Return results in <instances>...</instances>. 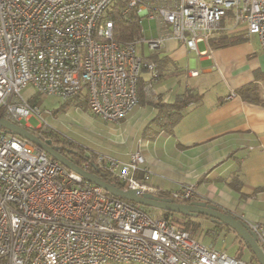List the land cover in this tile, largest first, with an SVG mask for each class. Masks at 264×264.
<instances>
[{
	"label": "built area",
	"instance_id": "built-area-1",
	"mask_svg": "<svg viewBox=\"0 0 264 264\" xmlns=\"http://www.w3.org/2000/svg\"><path fill=\"white\" fill-rule=\"evenodd\" d=\"M113 13L138 17L132 39H114ZM142 18L155 21V36L145 35ZM225 18L255 35L264 50V0H0V116L18 124L34 116L33 133L48 139L45 133L54 128L45 110L23 94L30 86L64 100L84 94L92 114L118 122L139 102L141 70L150 74L146 93L158 78L143 44L155 51L174 38L196 49ZM96 161L124 189L173 201L197 195L191 183L163 195L146 181L149 170L138 150L127 161L103 154ZM136 172L144 174L136 178ZM243 221L264 253V222ZM0 264L257 263L206 245L168 217L107 193L0 127Z\"/></svg>",
	"mask_w": 264,
	"mask_h": 264
},
{
	"label": "crops",
	"instance_id": "crops-1",
	"mask_svg": "<svg viewBox=\"0 0 264 264\" xmlns=\"http://www.w3.org/2000/svg\"><path fill=\"white\" fill-rule=\"evenodd\" d=\"M147 29L151 32L149 23ZM153 29L155 34L147 37L156 35L155 21ZM141 51L154 57L149 59L157 65L158 78L148 93L142 85L138 104L123 119L109 122V154L127 161L138 150L149 184L171 191L191 183L196 200L242 220L264 222V50L258 38L225 18L207 42H196V49L169 38L154 53L144 44ZM250 83L257 86L260 101H246L237 93ZM186 92L199 99L183 106L171 131L141 138L142 128L158 112L157 103H172Z\"/></svg>",
	"mask_w": 264,
	"mask_h": 264
},
{
	"label": "trees",
	"instance_id": "trees-1",
	"mask_svg": "<svg viewBox=\"0 0 264 264\" xmlns=\"http://www.w3.org/2000/svg\"><path fill=\"white\" fill-rule=\"evenodd\" d=\"M113 16H114V20H115L114 31H113L114 39L118 40V41L119 40L132 39L136 34V24H137L138 17H136L134 15H129L127 17H123V16H118L115 13H113ZM234 40H236V39H234ZM234 40H232V41H234ZM232 41L229 39L226 40V42H232ZM211 44H214V40H211ZM143 55L145 56L144 53H143ZM146 56H148L147 59L154 58L150 54L149 55L146 54ZM149 60H151V59H149ZM147 72L148 71L143 68L141 70L139 76H138V81H137V93H138V95L140 94L139 93L140 88L148 80V78L145 75V73H147ZM237 93L240 95V97L242 99H244L246 101H260L259 100V92L257 91V86L255 84H252V83L247 84V85L239 88L237 90ZM27 98L29 99V101L31 103L38 104L36 101L37 97H34V98L27 97ZM198 99H199L198 95H196L192 92H186L185 94L178 96L172 103H165V104L164 103L163 104L157 103L158 112L142 128L141 138L150 139V138L154 137V135L159 130L171 131L172 126L174 125V123L177 121L178 117L181 114V109L183 108V106H185L189 102L196 101ZM66 101L67 102H70V101L75 102L76 101L74 103L75 105H77V106L80 105V106L88 109L86 95H84V94H80V95L75 96L73 98L66 99ZM21 126H23V125H21ZM23 127L27 128L26 126H23ZM28 130H30V129H28ZM30 131L34 132L35 130L32 129ZM45 134H46V137L51 140V145L53 147H56L59 152H61L62 154H64L68 158H70L73 162L80 165L82 162L87 160L88 165L85 167L87 170L95 173L97 176L101 177L102 179H104L108 182L115 183L117 186H119L121 188L124 187L125 184L122 180L118 179L108 169L104 168L102 165L97 163L96 159H97L98 154L91 153L90 156H86L82 149L75 146L69 140L63 138L57 132L54 133L53 131H51V132H46ZM135 177L140 178L139 172L135 173ZM164 192H168V191H163V193H162L163 195L166 194ZM192 200H195V199L177 200L176 202L181 201V202L189 203ZM138 206L145 209L147 212H150V211H148V209H146L147 208L146 206L140 205V204H138ZM217 207L221 211L230 212L229 210L222 208L220 206H217ZM159 213L168 217L169 220L172 221L177 227L184 229V230H187L190 233L192 230L196 231L197 227H200V223L198 221L194 220L195 219L194 217H199L202 215L187 216V215L179 214L176 212L166 211V210H161V209H159ZM230 213L233 214L232 212H230ZM233 215L235 216V218L241 219L237 215H235V214H233ZM176 217H178V218L180 217V218H182V220L180 222L176 221ZM205 217L210 219L208 216H205ZM222 225H224L226 227L225 229L230 230L235 234L236 240L239 244V248L237 249L238 255L241 256L242 251H240L239 249L241 248V246H243V247L247 248V250L250 253L249 257L247 259H249L251 262L258 264L256 257L253 255L250 248L243 242L242 239H240L238 237V235L235 233V231L232 230L226 224H222ZM191 235L193 237H195L192 233H191Z\"/></svg>",
	"mask_w": 264,
	"mask_h": 264
},
{
	"label": "rangeland",
	"instance_id": "rangeland-1",
	"mask_svg": "<svg viewBox=\"0 0 264 264\" xmlns=\"http://www.w3.org/2000/svg\"><path fill=\"white\" fill-rule=\"evenodd\" d=\"M148 23L151 25V32L147 29ZM141 24L145 27L144 32L146 36L155 34L153 20L142 18ZM150 53L154 52L151 51ZM22 91L26 97H37L36 101L41 110L47 111H43V114L50 126L54 128V133H59L63 138L82 149L86 156L95 153L115 158L109 154L111 149L108 150L107 148V143L112 140V135L109 132L110 121H104L100 117L92 114L90 110L80 105H75L74 103L76 101L67 102L53 95L36 93L30 86H26ZM19 123L32 130L36 127L38 120L34 116H31L27 120L22 119ZM146 207L151 213L160 214L159 209L149 206ZM194 218V220L200 223V227H197L196 231H191L197 240L217 249L223 248L230 253L236 252L239 248L238 242L231 236L233 234L232 231L225 229L226 227L224 225L215 223L204 215ZM181 220L182 218L176 217V221L180 222ZM239 250L242 251L241 257H249L250 253L247 248L241 246Z\"/></svg>",
	"mask_w": 264,
	"mask_h": 264
},
{
	"label": "water",
	"instance_id": "water-1",
	"mask_svg": "<svg viewBox=\"0 0 264 264\" xmlns=\"http://www.w3.org/2000/svg\"><path fill=\"white\" fill-rule=\"evenodd\" d=\"M0 127L6 132L16 134L21 138L26 139L45 153L56 159L63 166L78 173L82 178L91 183L101 186L107 193L132 201L134 203L154 207L161 210L172 211L187 216L204 215L208 216L213 222L226 224L240 239L250 248L253 255L256 257L258 264H264V253L257 242L256 235L251 231L247 224L238 218H235L230 212L221 211L218 207L205 200H192L189 203L176 202L168 197L157 196L148 192H139L137 188H121L113 182H108L95 173L80 167L70 158L62 154L56 147L51 145L50 139H41L32 131L21 126L18 123L12 122L0 116Z\"/></svg>",
	"mask_w": 264,
	"mask_h": 264
}]
</instances>
